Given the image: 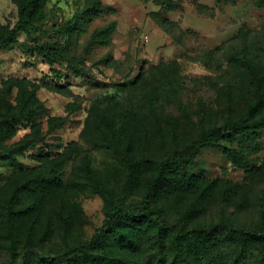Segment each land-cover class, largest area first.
<instances>
[{"label":"rangeland","instance_id":"374dc122","mask_svg":"<svg viewBox=\"0 0 264 264\" xmlns=\"http://www.w3.org/2000/svg\"><path fill=\"white\" fill-rule=\"evenodd\" d=\"M198 1L206 5L202 11L190 0H185L183 7L175 11H163L153 0H103L116 10L102 13L87 31L76 32L67 41L57 33L47 35L46 40L63 41L69 54L83 61L85 75L74 73L66 63L51 66L39 55L28 54L22 43L31 41L25 33L20 34L19 44L2 49L0 87L11 76L34 80L44 85L38 96L48 111L38 119L41 131L36 133L37 147L27 151L16 164L0 163V188L13 172L41 165L46 154L63 161L73 178L87 179L83 169L87 152L96 175L116 194L140 197L145 189L144 176L152 167H140L137 180L128 181L131 163L112 149L91 142L99 138L95 127L98 115L93 112V104L108 97L106 102H101V110L136 106L148 111L147 100L153 88L161 83L163 74L181 78V87L175 101L163 95L160 98L162 134L149 124L146 149L155 159L164 157L175 146L184 145L204 129L222 124L229 114L234 119L244 115L255 100V83L240 59L242 41L245 36L248 63L264 79V7L256 6L255 0ZM83 4V0H50L46 6V24L65 22ZM160 10V17L175 23L171 31L157 21L154 12ZM0 20L12 25L18 21V7L13 0H0ZM113 21L116 29L108 43H89L94 29ZM110 56L113 60L107 61ZM57 83L65 89L53 91L51 87ZM16 92L17 89L12 98ZM178 100L186 104L192 121L184 117ZM262 111L264 106L258 113ZM49 116L66 117V122L63 127L49 131ZM31 133L32 128L21 126L8 144ZM226 146L242 150L251 164L236 162ZM134 152L138 160L145 156L138 143ZM192 168L203 174L205 181L195 193L169 198L173 218L193 200L199 208L195 222L210 224L223 219L242 227L258 224L264 209V128L249 143L228 139L202 148ZM4 198L0 191V264H21L28 255L21 248L20 237L5 235ZM66 198L73 213V227L66 240L61 228L41 247L42 251L57 253L68 245L88 241L105 222L107 202L103 194L71 187ZM43 215L42 211L40 226L45 221Z\"/></svg>","mask_w":264,"mask_h":264},{"label":"trees","instance_id":"16d2710c","mask_svg":"<svg viewBox=\"0 0 264 264\" xmlns=\"http://www.w3.org/2000/svg\"><path fill=\"white\" fill-rule=\"evenodd\" d=\"M153 1L163 11H175L183 7L185 0ZM190 1L200 11L206 7L198 0ZM13 2L18 7V21L12 25L0 20V51L19 44L20 34L25 33L31 41L22 43L28 54L39 55L51 66L66 63L79 75L87 74L83 61L70 55L63 41L46 40V36L57 33L67 41L74 33L87 31L102 13L116 10L103 0H83V6L65 22L48 26L46 6L50 0ZM255 5L264 7V0H255ZM161 10L154 15L163 28L171 31L175 23L167 17H160ZM115 29L114 21L94 29L89 43H108ZM37 31L40 33L36 34ZM248 52L244 36L240 59L247 65L255 83V100L248 105L245 114L237 119L227 115L222 124L204 129L184 145L173 147L160 159L150 156L146 149L149 146V124L156 133L162 134L160 98L163 95L167 100L175 101L181 78L163 74L161 83L153 88L147 100L148 111L136 106L101 110V102H106L108 97L93 104V112L98 115L95 127L99 138L91 142L97 147L112 149L128 164L131 163L128 181L137 180L140 167H152L144 176L145 189L140 197L116 194L96 175L87 152L83 158L87 179L73 178L63 161L49 158L48 154L41 165L10 174L0 188L5 194L3 225L5 235L20 237L21 248L28 255L21 264H264V209L256 226L242 227L223 219L210 224L195 222L199 210L197 201L192 200L175 218L169 208L172 195L185 197L202 187L205 177L192 168L194 158L202 148L228 139L249 143L264 128V111L258 113L264 106V79L248 63ZM106 60L112 61L113 58L110 56ZM43 86L27 77L11 76L2 81L0 163L16 164L27 151L37 147L36 133L41 131L38 119L48 111L38 96ZM15 89L17 92L12 98ZM51 89L61 92L65 87L57 83ZM177 105L184 117L192 121L186 104L178 100ZM47 121L48 130L55 131L64 126L66 117L49 116ZM21 126L32 128L33 135L28 134L18 142L8 144ZM136 143L145 152L140 160L134 158ZM226 149L239 164H251L242 150L228 146ZM71 187L104 195L107 202L105 222L88 241L68 245L57 253L42 251L41 247L61 228L66 240L73 227V213L66 198ZM42 211L45 221L40 226Z\"/></svg>","mask_w":264,"mask_h":264}]
</instances>
